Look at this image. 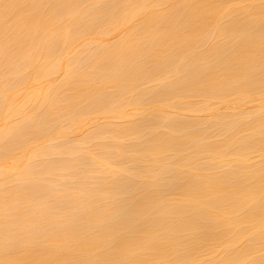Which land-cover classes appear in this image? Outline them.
Masks as SVG:
<instances>
[{
    "label": "bare ground",
    "instance_id": "1",
    "mask_svg": "<svg viewBox=\"0 0 264 264\" xmlns=\"http://www.w3.org/2000/svg\"><path fill=\"white\" fill-rule=\"evenodd\" d=\"M0 264H264V0H0Z\"/></svg>",
    "mask_w": 264,
    "mask_h": 264
},
{
    "label": "clouds",
    "instance_id": "2",
    "mask_svg": "<svg viewBox=\"0 0 264 264\" xmlns=\"http://www.w3.org/2000/svg\"><path fill=\"white\" fill-rule=\"evenodd\" d=\"M169 170L165 169L164 171H162L155 179H156V183L157 184H161L165 177H166V173L168 172Z\"/></svg>",
    "mask_w": 264,
    "mask_h": 264
}]
</instances>
